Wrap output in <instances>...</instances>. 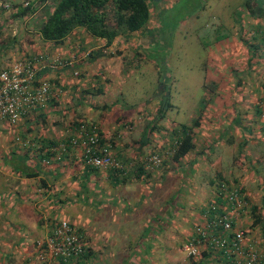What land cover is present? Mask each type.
Wrapping results in <instances>:
<instances>
[{"label": "crops", "instance_id": "crops-1", "mask_svg": "<svg viewBox=\"0 0 264 264\" xmlns=\"http://www.w3.org/2000/svg\"><path fill=\"white\" fill-rule=\"evenodd\" d=\"M122 37L117 38L115 42L117 44L105 48L104 40H96L89 36L84 29H76L63 45L57 46L45 42L42 43L43 45H37L40 46L38 52L31 51L32 53L23 56L44 57L47 63H53L55 59L59 58L66 65H62L59 69L43 66L40 72L42 81L50 83L57 95L42 111L40 109L16 126L11 125L8 121H0V264H42L37 255L38 244L49 237L59 222L63 220L59 216L64 215L63 212L67 211L64 209L67 204L78 208V219L69 222L78 229L89 246L88 255H90L87 258H80L72 264H85L96 253L107 255L106 259L110 261V264H124L126 259L121 257L126 247L122 253H119L121 250L113 246L115 239L105 242L103 238H97V226L105 220L116 225L120 222L126 225L131 223L135 216H137L136 221L145 216L143 218H146L144 220L148 223L145 227L141 226L143 232L132 227L135 230L136 239H148L151 240L148 244L159 245L163 238L164 244H169L171 233L160 232L158 222H156V219L160 220V209L154 212L155 205L150 202L155 199L158 190L154 189L157 187L161 192L159 204L167 203L168 197H174L183 192L178 190V185L177 188H172L171 179L176 180L179 184L180 181L184 183L185 179L190 177L191 188L188 193L193 195L196 202L194 205L196 208H191L190 212L193 214L195 223L201 222L207 204L217 198L216 181L220 177L233 185L235 184L243 191L245 204L239 211V224L243 227H251L250 213L254 207L251 205V173L235 175L230 168H243L242 163L246 159L250 165L263 164V155L259 153L255 157L250 155L251 148H255V150L258 149V146L264 148V106L262 105L260 106L262 109L261 118L257 117V110H254L251 116V129L246 131V129L238 128L232 138L224 136L223 131L216 128H212L207 133L202 130L196 134L194 131L197 148L179 164L174 163L170 170L162 169L161 173L166 174L167 177L168 190L163 189L164 179H162L163 177L158 178L159 171L157 170L153 171L154 173L147 180H145L146 174L140 179H134L136 174L143 169L146 157L150 154H157L155 150H152L154 145L150 142L153 134L159 131L156 128L150 131V137L145 138V135H149L148 127L141 138L132 142L123 130L126 127L119 125L121 123L119 122L116 131L121 134L120 142L111 145L115 164L112 166L113 168L93 170L87 167L84 160L83 138L73 127L77 122H91L101 124L102 131L107 132L108 123L104 124L100 120L104 117L102 111L106 112L109 109L108 116L116 115L111 108L115 107L117 99L113 100L112 95L119 90V88H115V90L111 88L112 74L117 69V72L123 76L126 74L127 66L130 65L129 61L124 63L125 51L128 47L122 42ZM121 51L123 53L119 57ZM11 60L8 62V66L14 63ZM67 62L71 65H68ZM109 64L112 69H109ZM78 71L81 75L75 77L74 74ZM100 78L103 82L96 83ZM100 88L104 90L103 93L99 91ZM93 96H101L100 99L105 100H107V96H110L111 107L103 103L102 105L97 104V101L92 99ZM85 106L91 108L92 111L82 110ZM98 110L102 111L96 115ZM66 111L72 114L67 117ZM84 111L90 114V117L87 115V119L82 116ZM217 112L224 114L221 107ZM117 115L121 116L122 114ZM53 117H61L62 120L58 121ZM118 118H116L117 121ZM153 121H156L155 117ZM226 123L228 122L224 120V132L231 133L232 126ZM179 127L180 125L175 129L177 130ZM162 137H165L163 140L166 145L160 146L159 150L162 153L158 155L167 154L168 151H165L170 147L167 144L168 137L160 136V138ZM234 137L235 139H233ZM237 139L242 140L235 146L234 143ZM208 141L220 142L215 145L216 147L220 146L219 148L225 145L223 143L225 141L229 147L235 146V148L242 149L247 152V155L240 152L241 156H245V158L239 159L238 162L235 159L234 162L231 159H226L230 163L225 166L222 162L223 156H218L222 153L218 151L216 155L219 159L212 163L208 159L205 160L207 156L215 153L214 149L207 156L205 155L206 150H210L207 145ZM150 144L151 147H149ZM215 146H211V148H215ZM131 149L134 151H130ZM262 151L264 150L262 149ZM197 152L200 153L198 156H196ZM114 167L117 169L115 170ZM246 169L248 170V168ZM163 190L165 194H162ZM145 196L151 198L150 202L143 200ZM128 199L130 203H124ZM23 200L27 202L25 203ZM170 202L171 199L162 209H167ZM29 211H33V218L38 226L22 222L9 226L7 223L9 221L5 217L10 212L21 215ZM25 226L27 228L24 230L31 231L38 236L31 245L28 244L30 241L25 236L19 237L18 240H14L15 236H8L11 228L20 232ZM193 234L194 229L189 233L186 243L189 242V238ZM125 237H131L130 233L128 236L122 232L121 235L118 233V238L124 239ZM115 242L117 245H123L127 241ZM150 253L151 257L141 254L139 261L159 264L160 257L157 260L156 255L153 252ZM168 255H172L170 251H168ZM48 264H59V262L53 261Z\"/></svg>", "mask_w": 264, "mask_h": 264}, {"label": "rangeland", "instance_id": "rangeland-1", "mask_svg": "<svg viewBox=\"0 0 264 264\" xmlns=\"http://www.w3.org/2000/svg\"><path fill=\"white\" fill-rule=\"evenodd\" d=\"M9 2L10 0H0V7H9ZM251 2L255 7L253 9H256L254 14L251 12ZM12 12V9H7L4 13L0 12V71L10 67L8 62L11 59L15 63L24 55L32 53L31 51L38 52L40 46L37 45L43 43L35 33L38 32L41 21L45 18L43 10H40L33 19L24 22L13 20ZM255 32L257 33L256 41L262 42L261 48L264 54V0H162L151 2L149 23L141 31L121 38L128 47L125 55L131 66H127L126 74L123 76L117 72V69L112 74L111 88L114 90L119 88L112 95L113 100L117 99L115 107L111 108L116 115L108 116L109 109L106 112L102 110L96 112L98 115L99 111H102L104 117L100 120L104 124L108 123L107 132L102 131V135L107 139L106 145L111 146L115 142H120L121 134L116 131L120 124L126 127L123 130L132 142L141 138L148 127L150 130L149 135H145L146 138L150 137L152 128L155 127L159 130L150 138V142L154 145L152 150H155L157 154L162 153L159 150L160 146L166 145L163 140L165 137L160 138V136L168 137L167 144L170 146L173 139L172 130L175 132L176 126L180 124L191 126L199 121L200 125L194 127L196 134L202 130L207 133L212 128H216L223 131L224 136H230L229 138L235 136L238 128L249 131L251 116L255 110L252 104L256 99H264V61L260 65L249 66L251 58L249 47ZM28 36L34 40L33 45L28 41ZM262 51L260 55H262ZM122 53L123 51L119 57L122 56ZM111 64H109V69H112ZM78 72L80 76L81 73ZM102 82V78L96 81V83ZM64 91L66 92V90ZM100 98L101 96L92 97L97 101V104L102 105L103 103L111 107L110 96H107V100ZM163 101L169 102V107L164 112L165 118L161 121L158 120L159 122L153 121L157 112L162 109ZM219 102L224 114L217 112L220 108ZM79 107L81 106L79 105ZM82 110L92 111L86 106ZM71 114L66 111L67 117ZM117 114L122 115L118 116ZM87 115L90 117V114L84 111L82 116L87 119ZM55 118L58 121L62 120L61 117H53V119ZM116 118L119 120L117 121ZM224 120L232 126L231 133L224 132ZM98 126L102 130L101 124ZM207 129L209 130L207 131ZM241 130L240 132H243ZM116 134L118 135L115 136ZM241 140L237 139L234 145L236 146ZM217 143L220 144L217 141H208L207 145L210 150L207 149L205 155L207 156L214 149L215 153L207 156L205 160L208 159L214 163L219 159L216 155V152L219 151L222 154L218 156H223L222 162L227 166L230 161L226 159H231L233 162L235 159L238 162L239 159L245 158L241 154L247 155V152L242 149L235 148V146L229 147L225 141H223L225 145L222 148L216 147ZM211 146H215V148H211ZM134 149L130 151H134ZM262 149L264 150L259 146L257 150L251 148L250 155L255 157L259 153L264 156ZM110 151L113 156V149L110 148ZM240 152L242 153L240 154ZM198 153L196 156L200 154ZM168 154L170 151L164 154L166 160L170 156ZM154 155L156 154H150L147 157L150 158ZM172 165L170 162L166 165L167 167L164 165L163 168L170 170ZM242 166L244 167L241 169L233 167L230 169L235 175L251 173V205L258 207L256 214L261 216L262 225L252 228L254 216L251 209L250 230L252 237L259 241L260 247L264 251V205L262 206L264 204V160L263 164L254 166L250 165L246 159ZM156 170L159 171L158 178L163 177L162 179H164L163 189L168 190L166 174L161 173L163 171L161 168ZM189 181L190 177L185 179L184 183L180 181L179 184L174 179L170 180L172 188H177L178 185V190L183 192L167 198V203L171 199L167 209H162L167 203L159 204L161 192L158 187L154 189L158 192H156L153 202H150L151 198L148 196L143 199L144 201L150 199L149 202L154 203V212L160 209V220L156 219V222H158L160 232L171 233L169 244H164L163 238L159 245L148 244L151 242L148 239H136L134 229L143 232L141 226L145 227L148 223L144 220L146 218H143L145 216L137 221V216H135V219L126 225L121 222L116 225L105 220L97 226V238H103L105 242L114 241V239L115 241H127L123 245H117L114 241L113 245L121 250L119 253H122L126 247L121 257L126 259L124 264H152L149 261H139L141 254L151 257L150 252L156 255L157 260L160 257L159 264H191L187 257L185 258L186 253L182 248L188 241L189 233L199 222L195 223L193 214L190 212L191 208H196L194 206L196 202L193 195L188 193L191 188ZM162 194H165V191ZM124 203H130L129 199ZM64 209L67 211L63 212L64 215L59 216L60 219L63 218L66 221L78 219L77 207L67 204ZM5 218L9 221L7 222L9 226L18 222L38 226L33 218V211L21 215L10 212ZM166 226L170 228L167 229ZM25 228L27 227L25 226L20 232L11 228L8 236H15L14 240L25 236L30 241L28 244L31 245L38 236L31 231L24 230ZM121 232L125 236L130 233L131 237L128 238L131 239L118 238V233L121 235ZM16 235L18 236L16 237ZM28 247L30 249V246ZM168 251L172 255H168ZM106 258L107 255L96 253L85 264H110Z\"/></svg>", "mask_w": 264, "mask_h": 264}, {"label": "built area", "instance_id": "built-area-1", "mask_svg": "<svg viewBox=\"0 0 264 264\" xmlns=\"http://www.w3.org/2000/svg\"><path fill=\"white\" fill-rule=\"evenodd\" d=\"M44 65L59 69L66 64L59 58L47 63L44 57H36L18 60L0 71V121L16 126L55 98L57 94L51 84L37 80ZM75 76H79V72H75ZM97 129L94 127L92 133ZM86 130L81 126L78 131L83 138L85 164L98 169L114 166L112 153L107 147L110 145L99 148L97 135L86 133ZM146 161L159 166L163 160L154 155ZM220 186L222 192L219 196L224 201L206 206L201 222L194 227V234L183 247L187 259L191 264H197L207 255L208 260H213L210 264H215V260H219L218 264H264V251L259 241L252 237L250 227L239 224V211L245 206L241 188L226 183ZM88 249L78 229L69 221L62 220L54 232L38 244L37 255L43 264L53 261L72 264Z\"/></svg>", "mask_w": 264, "mask_h": 264}, {"label": "trees", "instance_id": "trees-1", "mask_svg": "<svg viewBox=\"0 0 264 264\" xmlns=\"http://www.w3.org/2000/svg\"><path fill=\"white\" fill-rule=\"evenodd\" d=\"M151 2H154V0H10L9 7H0V12L4 13L5 11H7V9H12L13 20L24 22L28 19H33L40 10H43L45 18L41 21V26L38 32H35L38 34L40 38L39 40L43 43H52L57 46L63 45L66 42L67 38L76 29H84L87 34L94 39L104 40L106 43L105 48H108L115 43L116 39L119 36L129 35L144 29V27L149 23L151 19ZM253 8L255 7L251 2V12L254 14L256 9ZM29 37L30 36H28L27 39L30 44L33 45L34 40ZM252 37L253 41L251 38L252 44L249 47V50L251 51L249 66L251 65V67L254 65H260V63H263L264 61V54L261 48L262 42L256 41V32L255 35H252ZM261 51L262 55H260ZM22 59L26 60L33 58H31L30 56L23 57ZM126 62L127 59L125 58L124 63ZM41 70L42 69L39 70L37 75V80L40 81H42V75L40 73ZM99 91L103 93L104 90L100 88ZM98 93L100 94V92ZM261 105L264 106L263 98L257 99L254 104H252L253 108L257 110L258 118H261L262 115V109L260 108ZM168 107L169 102L163 101L162 109H160V111H158L157 115L155 116L157 122L165 118L164 112ZM199 125V121H196L195 124L191 126L180 124V127L177 130L175 129L176 131L172 134V144L169 148L166 149V151H170V154H168L170 155L168 156L169 158L166 160L164 155H159L163 161L159 166H157L153 165V163L147 162V157L145 159L143 169L141 170V172H138V174H136V177L134 179H140L146 174L145 180H147L149 176L154 173L153 171H156V169H164L163 166H166L170 162H172V164H179L187 155H189L197 148V142L194 136V127H197ZM81 126L86 127V133L97 135L99 139V148L102 146H106L107 139L102 135L103 132L98 124L91 122H77L73 128L77 131H80ZM94 127H97L98 129L94 133H92ZM154 129L155 127L151 130L153 131ZM107 147H109V150L110 148H112V146ZM87 167L93 170H98V168H92L91 166ZM109 168L113 167L111 166ZM114 169L116 170L117 168L114 167ZM222 183H226L227 185L234 188L237 187L235 186V184L233 185L223 177H220V179L216 181L215 192L217 198L211 200L209 204H221L224 201L221 196H219L220 192H222L220 190V185ZM257 211L258 207L254 206L252 208V215L254 216V223L252 225V228H256L259 225H262V218L261 216L256 214ZM89 256L90 255H88L87 251L81 258H87ZM203 257L204 260L201 259L197 264H209V262L213 261L208 260L209 258L207 257V255H204ZM215 261V264L219 263V260Z\"/></svg>", "mask_w": 264, "mask_h": 264}, {"label": "water", "instance_id": "water-1", "mask_svg": "<svg viewBox=\"0 0 264 264\" xmlns=\"http://www.w3.org/2000/svg\"><path fill=\"white\" fill-rule=\"evenodd\" d=\"M155 2H160V1H162V0H154Z\"/></svg>", "mask_w": 264, "mask_h": 264}, {"label": "clouds", "instance_id": "clouds-1", "mask_svg": "<svg viewBox=\"0 0 264 264\" xmlns=\"http://www.w3.org/2000/svg\"><path fill=\"white\" fill-rule=\"evenodd\" d=\"M21 60V59H20Z\"/></svg>", "mask_w": 264, "mask_h": 264}]
</instances>
